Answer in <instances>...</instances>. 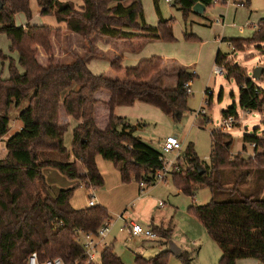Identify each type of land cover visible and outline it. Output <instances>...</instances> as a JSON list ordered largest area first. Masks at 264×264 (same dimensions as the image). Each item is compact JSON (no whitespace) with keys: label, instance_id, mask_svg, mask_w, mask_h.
I'll return each mask as SVG.
<instances>
[{"label":"trees","instance_id":"trees-1","mask_svg":"<svg viewBox=\"0 0 264 264\" xmlns=\"http://www.w3.org/2000/svg\"><path fill=\"white\" fill-rule=\"evenodd\" d=\"M0 1V34L9 38L10 50L18 53L16 60L0 49V59L9 61V75H0V140L9 134L13 119L22 122L21 129L4 142L5 155L0 158V264H29L34 252L41 261L60 257L67 263L73 262L82 258L83 253L76 242L78 231L96 233L110 217L101 204L78 209L71 203L80 185L94 189L104 185L97 157L111 161L125 183L135 175L138 182L153 185L155 173L164 166V154L135 136L136 127L115 115V107L144 102L180 121L189 110L188 84L195 74L186 67L175 68L176 85L163 86L156 79L163 63L159 56L143 59L136 66H123L122 57L112 60L110 68L123 72L124 78L95 74L89 68L91 59L105 57L98 52L99 41L121 44L119 47L113 43L117 50L123 48L122 44L138 42V47L132 49L139 51L148 41L175 39L172 19L161 18L157 25L147 23L142 0H36L41 15H54L60 26L28 23L27 28L16 25L15 16L23 12L29 21L32 19L30 0ZM173 2L186 18L195 13L193 7L197 3L205 6V13L214 4L213 0ZM64 32L80 35L89 51L75 55L70 62L58 63L53 41L61 43ZM230 44L237 50L249 45L262 48L264 18L251 38L230 39ZM39 48L48 56L47 66L37 59ZM216 63L223 64L227 76L239 84L240 108L261 110L264 89L256 85L246 70L231 63L220 51ZM105 92L109 94L108 101L101 99ZM62 108L78 122L73 128L70 149L65 145V128L60 124ZM104 108L110 112L107 125L102 128ZM230 115L239 118L235 104L223 111L225 118ZM204 120L211 121L208 117ZM211 137L209 162L201 161L190 144L178 159L181 170L173 172L174 184L187 196H193L201 187L210 188L214 194L228 195L227 200L213 199L189 207L220 246L222 256L218 264H237L239 259L246 258L264 264V198L258 196L262 186L252 192L240 187L253 172L264 173V135L243 137L244 150L248 143L256 144L254 155L248 158L232 152L234 140L230 133L218 129L212 131ZM53 153L64 160L53 159ZM79 164L86 173H80ZM46 168L57 169L79 183L54 195L44 174ZM225 171L237 177L231 186L223 182ZM150 227L163 240L173 236V229L162 225ZM171 254L169 249L151 258L138 254L135 263L170 264ZM180 259L183 264H193V252L186 250ZM97 264L125 262L111 242L102 250Z\"/></svg>","mask_w":264,"mask_h":264},{"label":"rangeland","instance_id":"rangeland-1","mask_svg":"<svg viewBox=\"0 0 264 264\" xmlns=\"http://www.w3.org/2000/svg\"><path fill=\"white\" fill-rule=\"evenodd\" d=\"M142 1L148 24L157 25L161 18L172 19L175 39L172 41H148L143 47H139L140 51L137 52L127 50L124 52L123 64L136 66L143 59L153 56L165 58L169 62H174L175 59L184 62L186 70L195 74L188 97L189 110L180 121H175L153 105L136 102L132 106L115 107L119 111H114L115 115L125 118L135 126V136L161 151L166 161L173 162L179 154L183 156L188 146L192 144L200 160L209 162L213 149L211 133L218 129L232 135L234 140L232 152L234 154L240 153L245 158L254 155V147L250 143L246 145V150L243 149V137L247 134L264 135V112L256 110L246 112L241 109L239 84L233 78H229L226 72L221 75L215 74L214 67L217 53L220 51L228 57L231 63L241 65L250 78H253V71L256 68H264V45H261L262 48H258L257 45H249L244 50H237L230 44V39H248L254 35L258 22L264 18V0H250V3L248 2L245 7H238L236 0L214 2L205 14L191 13L188 18L184 16L178 6L174 5L173 0H158L156 4L154 0ZM244 1L247 2V0ZM30 6L35 18L38 8L36 0H30ZM15 20L21 24L28 18L25 13L21 12L16 14ZM217 20H220L221 23H217ZM33 22L58 26L54 15H37ZM64 34L61 43L64 39L66 41L69 39ZM191 34L192 36H189ZM70 38L69 45L71 41L73 43L75 41L73 37ZM76 39V42L82 41L78 46V51H82L81 46L84 40L80 35L76 36ZM109 41L112 40H107L108 45ZM61 43L53 41L55 62L58 63L66 61L59 55V44ZM113 43L121 46L117 42ZM113 43L110 46L115 47ZM9 45V38L5 34H1L0 48H3L7 55L14 57L15 53L10 50ZM61 45L63 46L61 48L67 49L65 44ZM122 47L137 48L138 42L122 44ZM69 48L71 49V45ZM40 49L45 54L44 50ZM105 49L106 47L99 49L98 52L105 56L104 60H109L110 58L107 56L109 52H106ZM88 51L89 47L86 45V52ZM38 55L41 56L39 49ZM60 59L61 61H59ZM42 60L40 59L41 62H43ZM5 62L9 61L5 60ZM43 63L47 65L48 61ZM89 63L95 74L118 73L112 68L104 67L106 61L95 59ZM0 74L3 77L9 75L8 64L3 66L1 61ZM254 81L256 85L264 89V72L259 80L254 79ZM208 89L213 91L212 96L209 92L207 93ZM207 101H211V103L207 105ZM233 104L237 106L239 118L230 129H226L223 127L226 119L223 116V111ZM201 108L206 109L205 117L211 119L210 122H206L203 116H196V112ZM14 130H16L15 126L12 127L8 136L13 134ZM168 136H175L179 139L182 145L181 151L165 153L162 150L160 144ZM71 137H73L71 129L66 128L64 141L68 148H71L72 145ZM2 142H4L3 138L0 140V156L4 153L2 152L4 151ZM51 157L64 160L63 156L57 153L51 154ZM97 159L100 161V167L99 165L98 167L104 178V185L95 189V192L102 204L110 205V211L105 208L110 216V212L113 213L112 217L115 223L113 233H117L118 236L117 241L114 242V249L125 264H136L135 259L138 254L145 258H151L167 249L172 252L170 264H183L180 255L186 250L193 252V264H218L222 256L220 246L209 236L199 219L189 211V207L193 204L204 205L213 199L227 200L229 198L227 194H214L210 188L201 187L195 191L193 196H187L176 187L171 174L167 176L166 180L157 181L153 185L146 184L143 192L140 193V182L136 180L135 175L131 176L130 182L125 183L122 181L119 169L111 161L103 159L100 155ZM184 167L186 168V166ZM253 173L240 184V187L242 190L252 192L261 185V194L258 196L264 198V173L258 171ZM44 174L47 183L55 193L62 189L73 188L79 183L78 180L70 179L54 168H46ZM236 178V175L231 171H225L223 182L226 186H231L235 183ZM91 192L92 188L83 184L77 187L71 201L72 205L78 209L89 206ZM161 202L164 205L161 206ZM125 210L128 216H141L143 219L140 223L144 226H148L145 220L151 218H155L159 223L163 222L164 228L173 229V236L167 241L162 238L157 240H146L141 237L127 239L126 234H118V229L123 223L116 221L118 220L117 215L123 214ZM113 233L108 236L106 242L111 240ZM241 261V264H261L258 259L254 258H246Z\"/></svg>","mask_w":264,"mask_h":264},{"label":"built area","instance_id":"built-area-1","mask_svg":"<svg viewBox=\"0 0 264 264\" xmlns=\"http://www.w3.org/2000/svg\"><path fill=\"white\" fill-rule=\"evenodd\" d=\"M214 2H220L221 0H213ZM240 5L242 4L239 2ZM237 3V4H239ZM217 23H221L220 20H217ZM226 72V68L223 64L216 63L214 67L215 74H224ZM188 92L191 93V83L188 84ZM210 96L213 95V91L210 89L207 90ZM209 101H207V105ZM264 104L261 107V110H256L260 112H264ZM252 111V110H251ZM246 111V112H251ZM196 116H206V109L201 108L199 111L196 112ZM237 119L235 116H228L224 123L223 127L226 129H230L234 123H236ZM161 148L165 153H170L172 151H181L182 145L179 139L175 136H168L165 140L161 142ZM253 147H256V144L251 143ZM181 155L177 156V159L173 162L166 161L164 157V166L161 170L155 173L156 182L166 180L169 174H173L175 171H180L181 167L178 164V159ZM146 186L145 182L140 183V193L143 192ZM98 204L97 194L95 189L92 188V192L90 193V198L88 205L89 206H96ZM160 205H164L162 202ZM123 214L117 215V218H123ZM113 229V221L110 217L104 220L103 224L99 227L96 233L91 232H82L78 231V236L76 237V242L82 248V258L76 259L73 262H65L62 258L56 257L53 259H48L46 261H41L39 255L34 252L29 257V264H97L100 262L101 259V252L102 250L108 245L106 243V239L111 234ZM121 232L128 230L129 231V239L133 237H141L146 240H157L160 239V236L152 230L151 227H146L134 220H126L125 224L119 229Z\"/></svg>","mask_w":264,"mask_h":264},{"label":"crops","instance_id":"crops-1","mask_svg":"<svg viewBox=\"0 0 264 264\" xmlns=\"http://www.w3.org/2000/svg\"><path fill=\"white\" fill-rule=\"evenodd\" d=\"M237 1V3H239V2H241L242 4L240 5V3L239 4H237V6L239 7H245L246 5H247V3L248 2H246V1H244V0H236ZM36 3H37V1H36ZM249 3H250V0H249ZM38 5V4H37ZM18 14V13H17ZM205 14V13H204ZM35 15L37 16V15H39V16H41V8L38 6V8H37V11H36V13H35ZM198 15H203V14H198ZM36 16H35V18H36ZM16 17V16H15ZM35 18H34V16L32 17V19L29 21V20H27V21H25V22H22L21 24H19V23H17L16 22V20H15V23H16V25H18V26H23V27H25V28H27L26 26L28 25V23H30V24H37L36 22L34 23L33 21L35 20ZM259 23V22H258ZM57 25L58 26H60L59 24H58V22H57ZM64 25V24H63ZM258 25V24H257ZM257 27V26H256ZM1 35V34H0ZM65 37L66 36H68L69 37V39H68V41L69 40H71V38L70 37H73L74 38V43L71 41V49L69 48L70 47V45H69V43H68V41H66L65 39H64V41H63V43H61V44H65L66 45V48L67 49H63V48H61V44H59L58 46H59V49H60V51H59V55H61L62 56V58H64L66 61H63V62H70V61H72L74 58H75V55H83V54H85L86 53V43L83 41V45L81 46L82 47V51H78V46H80L81 45V43H82V41L80 42H76V36H79V35H77V34H75V33H72V32H66L65 34ZM192 35V34H191ZM104 43H103V41H99L98 42V46H99V49H102V48H105L106 47V52H109L108 53V58H110L109 60H104V59H99V58H93V59H91V60H102V61H106V66H104V67H106V68H110V63H111V61L112 60H114V59H116L117 57H124V52H126L127 50H130V51H133V52H137V51H134L132 48H128V49H126L125 47H123V48H121L120 50L118 49H116L115 47H113V46H110V44L108 45L107 43L105 44V45H103ZM10 45H11V43H10ZM10 45H9V48H10ZM105 46V47H104ZM63 47V46H62ZM3 52H4V54L5 55H7L6 54V51L3 49V48H0ZM79 49H81V48H79ZM140 51V50H139ZM15 53V56L13 57L14 59H16V60H18V53L17 52H14ZM41 53V56H37V59H38V61L40 62V64H42L43 66H47L48 65V63H47V65L46 64H44L43 62L44 61H48V57H47V55H45L44 53H43V51L39 48V54ZM218 54V53H217ZM7 56H9V55H7ZM217 57V56H216ZM40 59H43L42 61L43 62H41L40 61ZM90 60V61H91ZM176 60V61H175ZM174 60V62H169L167 59H165V58H163V63H162V67H161V73L160 74H158V76H157V78L156 79H158L161 83H162V85L163 86H166V87H174L175 85H176V83H177V76H176V74L173 72V69H175V68H180V67H185V63L184 62H179V61H177V59H175ZM0 61L2 62V64H3V66H5L6 64H8V62H5L4 60H2V59H0ZM59 61H61V59L59 60ZM89 61V62H90ZM122 64H123V62H122ZM123 66H125L124 64H123ZM89 68L91 69V67H90V63H89ZM0 75H2V74H0ZM109 76H111V77H114V78H116V77H119V78H124V73L122 72V73H110L109 72V74H108ZM4 77H6V76H4ZM192 83V82H191ZM101 99H103L104 101H108V99H109V94L108 93H103L102 94V97H101ZM115 112H119V111H117V108H115V110H114ZM109 110L107 109V108H104V110H103V117H102V119H101V121H100V127H102V128H104L106 125H107V121H108V115H109ZM122 112V111H121ZM121 114V113H120ZM78 122L77 121H75V120H73L72 118H70V117H68L67 115H66V113H65V110H64V108H62L61 109V112H60V124H61V126L63 127V128H65V130H66V128H70L71 129V131L73 132V128L76 126V124H77ZM16 127V130H14L13 132H15V131H17V130H19V129H21V127H22V122L19 120V119H14L13 120V125H12V127ZM12 127H11V129H12ZM8 135H6L4 138H3V140H4V142L8 139ZM72 139H73V137H71V142H72ZM4 142H2L3 144H2V148H4ZM68 148V147H67ZM68 149H70V148H68ZM4 151H2V152H4L1 156H0V158H2L4 155H5V148L3 149ZM74 158H73V156H71L70 157V160H73ZM100 161H99V159H97V164L99 165V167H100ZM79 171H80V173L81 174H84V173H86V170L79 164ZM51 191H52V193L54 194V195H57L58 193H55L53 190H52V188H51ZM97 200H98V204H102L101 202H100V200L98 199V196H97ZM104 207H106L109 211H110V209H109V207H110V205L109 204H102ZM111 213V216H110V218L112 219V221H113V217H112V215H113V213L112 212H110ZM118 219V218H117ZM142 219L143 218H141V216L140 217H135V216H132V215H127V213H126V210L124 211V215H123V218H120V219H118V220H116V221H118V222H122L123 224H121V226L119 227V229L125 224V221L126 220H134V221H136V222H138V223H140V221H142ZM147 223H148V226H146V227H150L151 225H164L163 224V222H161V223H159L155 218H151V219H147V220H145ZM141 224V223H140ZM114 227H115V223H114V221H113V229H112V232H111V234L113 233V230H114ZM118 229V234H126L127 235V239H129V231L128 230H125V231H123V232H121L120 230ZM111 234L109 235V236H111ZM113 237L111 238V240H109V241H107L106 243H111V242H116L117 241V239H118V236H117V233L116 234H114L113 233V235H112ZM133 238H135V237H133ZM132 238V239H133ZM108 239V238H107ZM129 240H131V239H129ZM241 260H243V259H239L238 261H237V264H241L240 262H242ZM243 264H245V263H243Z\"/></svg>","mask_w":264,"mask_h":264},{"label":"water","instance_id":"water-1","mask_svg":"<svg viewBox=\"0 0 264 264\" xmlns=\"http://www.w3.org/2000/svg\"><path fill=\"white\" fill-rule=\"evenodd\" d=\"M0 6H1V1H0ZM205 6L202 5L201 3H197L194 7H193V11L197 14H204L205 13ZM264 72V68L263 67H258L253 71V79L255 80H259L262 76Z\"/></svg>","mask_w":264,"mask_h":264}]
</instances>
